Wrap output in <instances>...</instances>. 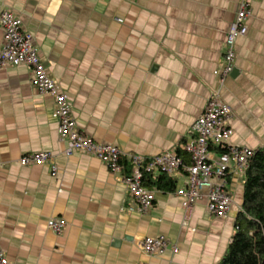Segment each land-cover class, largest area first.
Listing matches in <instances>:
<instances>
[{
    "label": "crops",
    "instance_id": "crops-1",
    "mask_svg": "<svg viewBox=\"0 0 264 264\" xmlns=\"http://www.w3.org/2000/svg\"><path fill=\"white\" fill-rule=\"evenodd\" d=\"M239 2L0 0V12L14 11L33 33L79 130L118 145L128 173L131 154L178 150L217 89L233 110L232 143L264 147V0H253L248 33L236 42L235 68L220 86ZM31 76L26 65L0 69V246L13 264L220 262L237 229L242 181H233L234 204L224 217L210 216L203 197L185 222L175 190L158 188L148 212L129 211L120 174L95 155L65 154L55 99L40 93ZM32 151H50L58 174L50 163L22 165L21 155ZM54 217L68 222L60 234L49 227ZM160 234L178 252L145 253L144 237Z\"/></svg>",
    "mask_w": 264,
    "mask_h": 264
},
{
    "label": "built area",
    "instance_id": "built-area-1",
    "mask_svg": "<svg viewBox=\"0 0 264 264\" xmlns=\"http://www.w3.org/2000/svg\"><path fill=\"white\" fill-rule=\"evenodd\" d=\"M253 0H240L235 19L227 32L222 59L220 86L232 73L236 63V42L248 33V20L252 15ZM0 24L4 32V43L0 47V69L9 66L26 65L31 69V83L40 93L52 95L55 99L56 114L61 140L67 142L65 154L83 152L98 157L113 173L121 175L130 202L127 209L132 212L146 213L154 205L156 189L145 184L147 173H168L177 179L175 193L181 198L188 222L196 202L206 197L207 211L210 216L224 217L232 209L234 195L233 181L244 183L255 149L232 143L234 128L229 120L232 107L221 97L220 89L213 91L203 113L194 121L191 135L178 150H169L147 158L131 154V170L123 173L122 158L124 151L115 144L96 141L92 136L79 130L72 113L71 104L57 81L50 75L48 68L36 47L33 33L24 29L21 20L12 10L0 12ZM223 148V152L217 151ZM183 153L190 156L187 163ZM22 165H44L50 163L52 175L59 172L50 151L26 152L19 158ZM68 222L63 217H54L49 227L57 234L62 233ZM145 253L161 255L178 247L164 234L146 236L141 241ZM0 264H13L0 246Z\"/></svg>",
    "mask_w": 264,
    "mask_h": 264
},
{
    "label": "trees",
    "instance_id": "trees-1",
    "mask_svg": "<svg viewBox=\"0 0 264 264\" xmlns=\"http://www.w3.org/2000/svg\"><path fill=\"white\" fill-rule=\"evenodd\" d=\"M217 151L224 149L217 148ZM184 157L190 163V156ZM144 181L147 186L164 191L177 188V179L168 173H147ZM236 227L228 250L218 264H264V147L255 149L247 170Z\"/></svg>",
    "mask_w": 264,
    "mask_h": 264
}]
</instances>
